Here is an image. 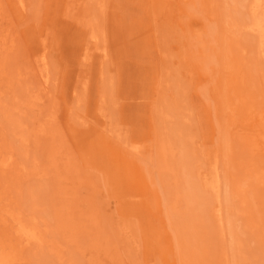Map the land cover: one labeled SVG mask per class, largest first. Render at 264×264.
<instances>
[{
    "label": "rangeland",
    "instance_id": "1",
    "mask_svg": "<svg viewBox=\"0 0 264 264\" xmlns=\"http://www.w3.org/2000/svg\"><path fill=\"white\" fill-rule=\"evenodd\" d=\"M263 226L264 0H0L5 264H264Z\"/></svg>",
    "mask_w": 264,
    "mask_h": 264
},
{
    "label": "bare ground",
    "instance_id": "2",
    "mask_svg": "<svg viewBox=\"0 0 264 264\" xmlns=\"http://www.w3.org/2000/svg\"><path fill=\"white\" fill-rule=\"evenodd\" d=\"M98 50V49H97ZM168 64V63H167ZM104 78V77H103ZM53 82V81H52ZM108 91V90H107ZM113 93H114V91H113ZM114 102V101H113ZM108 103H109V101H108ZM98 105V104H97ZM115 105V104H114ZM97 108V107H96ZM104 108V107H103ZM114 108V107H113ZM136 111V110H135ZM49 114V113H48ZM103 115V114H102ZM145 115H147V114H145ZM110 122V121H109ZM111 123V122H110ZM120 128V127H119ZM124 130V129H123ZM129 131V130H128ZM6 132V131H5ZM121 133V132H120ZM41 143V142H40ZM4 162V161H3ZM77 166V165H76ZM78 187V186H77ZM92 194V193H91ZM55 201V200H54ZM55 203V202H54ZM54 206V205H53ZM68 207H70V206H68ZM72 208V207H71ZM39 209V208H38ZM25 210V209H24ZM62 210V209H61ZM84 212V211H83ZM60 213H62V212H60ZM66 214V213H65ZM56 215V214H55ZM246 219V218H245ZM42 222V221H41ZM21 224V223H20ZM54 226V225H53ZM8 227V226H7ZM22 227V226H21ZM264 227V226H263ZM28 230V229H27ZM17 231H20V229L19 230H17ZM12 233V232H11ZM16 233V232H15ZM19 234H21V231L20 232H18ZM17 233V234H18ZM22 233H24L25 234V232H22ZM30 233V236L32 235V237H34L35 239L37 238L36 236H34V233H31V232H28V234ZM1 234V233H0ZM18 234V235H19ZM4 236V235H3ZM21 236H24V235H21ZM31 237V238H32ZM6 238H8V237H6ZM18 238H19V236H18ZM0 239H1V235H0ZM4 239H5V237H4ZM38 240V239H37ZM1 241V240H0ZM2 241H3V239H2ZM1 241V242H2ZM35 241V240H34ZM6 242H8V240L6 241ZM0 244H3V243H0ZM4 244H5V242H4ZM26 244V243H25ZM5 246V245H4ZM21 247V246H20ZM23 247V246H22ZM1 250H2V248H1ZM4 250V249H3ZM54 251V250H53ZM113 253V252H112ZM263 253V252H262ZM9 255V254H8ZM4 256H6V255H4ZM55 256V255H54ZM3 258V259H2ZM4 258L5 257H2V256H0V261H2V262H0V264H3L4 263ZM8 260V259H7ZM122 260V259H121ZM10 261V260H9ZM5 264V263H4Z\"/></svg>",
    "mask_w": 264,
    "mask_h": 264
}]
</instances>
